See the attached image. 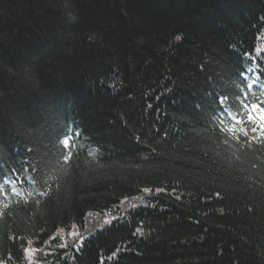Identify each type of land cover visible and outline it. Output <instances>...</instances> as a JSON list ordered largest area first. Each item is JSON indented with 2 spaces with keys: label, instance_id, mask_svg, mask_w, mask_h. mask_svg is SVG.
<instances>
[{
  "label": "trees",
  "instance_id": "trees-1",
  "mask_svg": "<svg viewBox=\"0 0 264 264\" xmlns=\"http://www.w3.org/2000/svg\"><path fill=\"white\" fill-rule=\"evenodd\" d=\"M247 78L264 0H0V264H264Z\"/></svg>",
  "mask_w": 264,
  "mask_h": 264
},
{
  "label": "snow or ice",
  "instance_id": "snow-or-ice-1",
  "mask_svg": "<svg viewBox=\"0 0 264 264\" xmlns=\"http://www.w3.org/2000/svg\"><path fill=\"white\" fill-rule=\"evenodd\" d=\"M177 39H179V37H177ZM227 99H228V98H227L226 96L221 97V99H220V103H221V105H222L224 102H226ZM257 107H258L257 105H252V108H253V109H256ZM243 108H244V109H247V108H248V105H246V104L243 105ZM260 111H261V112H264V108H261ZM239 115H240V113H237L236 115H233V117H232V118L235 120L236 124H240V123H242V120L238 118ZM260 118H261V120H264V116H261ZM248 120L251 121V122H255V117L252 115L251 112L248 113ZM226 130H227L230 134L235 133V131H236L235 125H233V126H231V127H228ZM252 131L255 132V131H256V128H253ZM245 134H246V133H245ZM237 138H238V137H237ZM62 144H63V146H64L65 149H68L69 146H70V138H67V137H66V138L62 141ZM151 191H152V190H151V189H148V188H145V189H144V192H145V193H150ZM163 191H165L163 188L156 189V192H158V193H159V192H163ZM135 206H136L135 204L132 205V207H135ZM105 223H109V221L105 220ZM137 231H140V230L137 229Z\"/></svg>",
  "mask_w": 264,
  "mask_h": 264
},
{
  "label": "rangeland",
  "instance_id": "rangeland-1",
  "mask_svg": "<svg viewBox=\"0 0 264 264\" xmlns=\"http://www.w3.org/2000/svg\"><path fill=\"white\" fill-rule=\"evenodd\" d=\"M250 85H256V83L250 81ZM256 88H259L260 89V92L262 93V96L264 97V87L263 86L256 85ZM260 108H264V106H261ZM254 110H255V112L258 115H257V118H255V122H251V123L254 124L255 126H257L258 127V130H262L261 128L263 127V129H264V126L262 125V123L260 121L264 122V120H261L260 117L261 116H264V112H261L260 111L259 106L256 109H254ZM252 115H253V113H252Z\"/></svg>",
  "mask_w": 264,
  "mask_h": 264
}]
</instances>
